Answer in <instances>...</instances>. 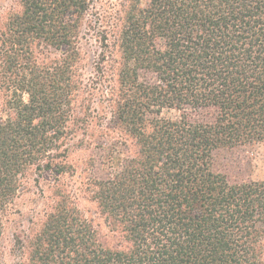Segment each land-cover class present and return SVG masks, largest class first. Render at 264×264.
Wrapping results in <instances>:
<instances>
[{"label":"trees","instance_id":"obj_1","mask_svg":"<svg viewBox=\"0 0 264 264\" xmlns=\"http://www.w3.org/2000/svg\"><path fill=\"white\" fill-rule=\"evenodd\" d=\"M19 2L0 19V239L21 176L67 173L94 120L92 197L121 240L107 244L59 186L21 240L27 264H264V180L215 165L264 141V0ZM91 30L107 126L83 73Z\"/></svg>","mask_w":264,"mask_h":264},{"label":"rangeland","instance_id":"obj_2","mask_svg":"<svg viewBox=\"0 0 264 264\" xmlns=\"http://www.w3.org/2000/svg\"><path fill=\"white\" fill-rule=\"evenodd\" d=\"M18 8H20L19 0H0V19L9 11ZM90 19L94 22V7L91 9ZM85 36L83 46L87 57L83 62V73L84 76L91 78L87 83L92 85V94L88 97L92 114L94 116L98 112L104 115L105 117L102 116L99 123L105 126L112 125L110 122L112 118L111 106L105 100L100 101L97 93H94V50L99 49L94 40V30L88 31ZM3 102L4 100L0 96V104H2L0 108L4 106ZM1 113H9V109ZM162 115L175 119L179 117V111L165 108ZM97 133L94 120L92 127L86 133L78 132L70 142L71 152L68 164L72 167L57 180H55L57 176L55 173L36 170L35 167L29 168L21 176L18 194L5 218L0 239V264H27L21 240H24L36 229L45 214L50 211L53 188L59 186L73 196L77 207L87 219L93 224L95 223L107 244L116 245L121 240L119 233L110 227L104 215L100 213L97 203L92 197L91 182L94 172L102 167L100 160L105 156L104 151L99 147ZM94 161H96L95 167ZM215 165L216 169L225 173L232 182L264 180V141L220 150L216 156Z\"/></svg>","mask_w":264,"mask_h":264}]
</instances>
